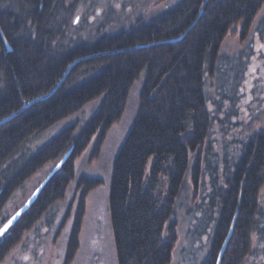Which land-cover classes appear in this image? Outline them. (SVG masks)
<instances>
[{
	"label": "trees",
	"instance_id": "obj_1",
	"mask_svg": "<svg viewBox=\"0 0 264 264\" xmlns=\"http://www.w3.org/2000/svg\"><path fill=\"white\" fill-rule=\"evenodd\" d=\"M3 1L0 120L10 118L0 123V217L30 176L70 153L30 207L0 237V264L64 198L75 178V161L95 136L89 160L99 156L108 129L123 114L141 73L136 115L113 161L110 221L118 264H169L177 242L176 222L171 220L175 199L188 173L196 192L205 171L200 150L212 124L207 78L215 76L225 37L246 39L264 0H180L149 21L139 18L128 29L69 45L51 27L60 0H17V11L1 6ZM91 54L71 67L51 95L14 114L47 94L72 61ZM101 95L98 109L79 131L76 123L70 124L36 151L27 149L35 135ZM205 167L210 171L212 166ZM232 167L224 173V187L215 183L214 176L211 179L213 188L206 198L217 207L218 216L202 264H216L223 245L219 264H243L252 252L253 234L264 230L259 223L263 133L242 145ZM101 183V178L87 175L76 181L78 201L63 264H70L76 255L86 197ZM7 218L1 219L0 226Z\"/></svg>",
	"mask_w": 264,
	"mask_h": 264
},
{
	"label": "rangeland",
	"instance_id": "obj_2",
	"mask_svg": "<svg viewBox=\"0 0 264 264\" xmlns=\"http://www.w3.org/2000/svg\"><path fill=\"white\" fill-rule=\"evenodd\" d=\"M179 1L60 0L51 27L60 32L65 45L76 40H94L102 33L113 34L128 29L139 18L149 21ZM1 6L17 11L19 3L4 0ZM142 81L143 73L130 89L123 114L108 129L99 156L89 160L95 136L76 159L75 178L64 198L24 235L1 264H63L78 201L76 181L81 175L99 177L102 183L86 197L79 247L70 264H118L109 213L110 179L113 161L136 115ZM206 91L212 124L200 150L202 164L206 161L202 165L205 171L196 192L188 173L175 199L171 220L176 222L177 242L169 264L203 263L209 253L218 216L217 207L206 198L213 188L211 179L214 176L215 183L224 187V173L233 169L232 164L242 145L256 132L264 134V5L255 16L246 39L231 34L225 37L218 51L215 76L207 78ZM101 100L102 95L35 135L27 142V149L36 151L70 124L76 123L79 131L98 109ZM193 157L192 154L191 159ZM54 164L48 162L26 180L7 202L0 221L24 203ZM207 165L213 168L206 170ZM259 202L262 207L259 223L264 226V183L259 190ZM243 264H264V230L260 235L253 234L252 252Z\"/></svg>",
	"mask_w": 264,
	"mask_h": 264
},
{
	"label": "water",
	"instance_id": "obj_3",
	"mask_svg": "<svg viewBox=\"0 0 264 264\" xmlns=\"http://www.w3.org/2000/svg\"><path fill=\"white\" fill-rule=\"evenodd\" d=\"M183 35V34H182ZM182 35L180 36V37H178V38H176V39H179V38H181L182 37ZM176 39H174V40H176ZM7 49L8 50H10V47L7 45ZM95 55V54H94ZM93 56V54H91V55H88V56H85V57H80V58H78V59H75L74 61H72L68 66H67V68H66V70L64 71V73H63V75H62V77L60 78V80L56 83V85L47 93V94H44V95H42V96H39V97H37V98H34V99H32V100H30L29 102H27V103H25L18 111H16L14 114H16V113H18V112H20L22 109H24L25 107H27L28 105H30L31 103H33V102H35V101H39V100H43V99H45V98H47L49 95H51L55 90H56V88L63 82V80L65 79V77L67 76V74L69 73V71H70V69H71V67L76 63V62H78V61H80V60H82V59H85V58H87V57H92ZM10 118V116H8V118L7 117H5V118H3L2 120H0V123H2V122H4L5 120H7V119H9ZM69 153H70V150L68 151V152H66L64 155H63V157L55 164V166L52 168V170L49 172V174L44 178V180H42L40 183H39V185L33 190V192L26 198V200L24 201V203L11 215V216H9L8 217V219L0 226V228H3V226L6 224V223H8V221L9 220H12V218L13 217H16V219L15 220H12V224L20 217V215L25 211V210H27L29 207H30V205L33 203V201L36 199V197H37V195H38V193L40 192V190H41V188H42V186L44 185V183L47 181V179H48V177L54 172V171H56V170H58L59 168H60V166H61V164L65 161V159L68 157V155H69ZM57 165H59V166H57ZM17 213H20V215L19 216H17L16 214ZM11 224V225H12ZM11 225H9V227L11 226ZM8 230V229H7ZM6 230V231H7ZM229 235H230V233H229ZM228 235V236H229ZM2 235H0V237H1ZM228 238V237H227ZM227 240V239H226ZM223 249H224V245H223V247H222V249H221V251H220V253H219V257H218V259H217V262H216V264H219L220 263V257H221V254H222V251H223Z\"/></svg>",
	"mask_w": 264,
	"mask_h": 264
},
{
	"label": "snow or ice",
	"instance_id": "obj_4",
	"mask_svg": "<svg viewBox=\"0 0 264 264\" xmlns=\"http://www.w3.org/2000/svg\"><path fill=\"white\" fill-rule=\"evenodd\" d=\"M57 166H59V165H57ZM16 215L19 216L20 213H17ZM15 219H16V217H13V218H12V220H15ZM12 220H9L8 223H6V224L3 226V228H0V235H4V233L6 232V230L9 228V225L12 224Z\"/></svg>",
	"mask_w": 264,
	"mask_h": 264
},
{
	"label": "flooded vegetation",
	"instance_id": "obj_5",
	"mask_svg": "<svg viewBox=\"0 0 264 264\" xmlns=\"http://www.w3.org/2000/svg\"><path fill=\"white\" fill-rule=\"evenodd\" d=\"M258 134L260 135L261 133H257V132H256V133L254 134V136H255V135H258ZM263 135H264V134H263ZM254 136H252L251 138H253Z\"/></svg>",
	"mask_w": 264,
	"mask_h": 264
}]
</instances>
